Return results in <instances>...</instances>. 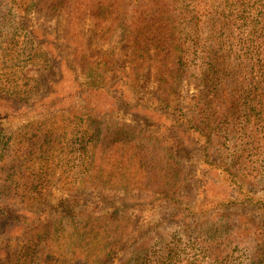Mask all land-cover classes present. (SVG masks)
<instances>
[{
    "label": "rangeland",
    "instance_id": "374dc122",
    "mask_svg": "<svg viewBox=\"0 0 264 264\" xmlns=\"http://www.w3.org/2000/svg\"><path fill=\"white\" fill-rule=\"evenodd\" d=\"M32 1L0 0V197L11 199L8 211L19 210L0 219L7 246L0 264H13L7 255L17 253L24 196L38 197L35 218L53 225L59 208L81 212L80 227L114 234L118 226L106 214L128 217L126 247L106 258L99 247L78 244L65 222L62 236H70L57 243L65 253L58 264H119L131 248L168 243L179 249L166 264H264V101L246 105L238 118L245 129L236 133L183 124L174 107L198 93L194 74L181 75L168 101L170 62L157 63L133 38L138 18L142 42L166 26L180 37L195 33V20L219 18L223 7L232 19L231 8L258 11L260 0ZM155 17H164L162 28ZM241 28L231 33L240 37ZM259 76L254 71L252 83ZM41 181L46 188L28 183Z\"/></svg>",
    "mask_w": 264,
    "mask_h": 264
},
{
    "label": "trees",
    "instance_id": "16d2710c",
    "mask_svg": "<svg viewBox=\"0 0 264 264\" xmlns=\"http://www.w3.org/2000/svg\"><path fill=\"white\" fill-rule=\"evenodd\" d=\"M61 1L55 0L57 3ZM223 1L225 0H221V2ZM19 2L28 5L33 3L32 0H19ZM57 3L56 7L60 6ZM258 3L260 4V10L258 11L257 8L254 11L245 7L241 8V5L237 8H231L233 9L232 14L236 13L237 16L232 19L229 18V15H226L229 9L226 10L223 7V12H220L219 18L214 21L211 19L205 20L204 23L200 22L199 19L195 20L196 23L191 24L195 33L180 37L174 36L175 32H178L175 27L166 26L162 28L163 24L159 23V20L164 17H155L153 26L161 27L162 30L159 34H153L150 38L146 37L145 42H142V37H140V34H142V19L138 18L136 20L133 27L139 32L133 34V38L139 49L141 51L148 49L149 51H147L150 54L159 57L157 60L159 64L162 63V56L165 62H170V67L166 71L167 83L164 86L165 93L168 95L167 100L174 101L175 96H171V94L180 89L181 83H183L181 75L183 79L184 75L186 76L188 73L194 74L193 84L203 89L198 90V93L188 102V106L183 102L181 104L179 101L180 106L174 107L184 119L183 124L199 121L204 124L205 131L210 132L209 135L218 136L221 134L220 132L224 133V131L236 133V130L242 131L245 129L244 125H239L238 118L241 117L243 111H249L246 105H249L250 101H258L257 103L264 101V0H260ZM240 19L242 23H240ZM204 25L212 30L207 36L200 34ZM236 25L242 26V36L240 37H236L231 33ZM243 26L245 27L244 30ZM218 29L222 32L217 33ZM143 44L144 47H142ZM253 48H257V50L254 51ZM77 56H81L78 51ZM256 70L260 72L262 79L259 82L257 81L258 83L255 82V84L252 83L250 77ZM1 89L3 93L4 87ZM178 95L180 98V93ZM259 107L264 110V104ZM254 109L256 107L252 110ZM94 132L95 130L91 129L90 141L96 140ZM0 148L2 152L5 151V147ZM3 169L4 167L0 166V173ZM28 183L34 187L42 186L43 189L47 186L43 181ZM84 200L85 198H79L76 202L83 204ZM10 201L11 199L8 200L7 198L5 200L0 197V219L11 214L16 215L19 211L16 206L14 208L17 211L14 209L11 212L7 210ZM38 201L40 200L36 196L31 199L29 196L23 197L22 207L27 205L20 215V221H18L22 225L18 224L21 227L19 245L16 248L17 253L14 257L10 254L7 255V262H13V264H58L59 261L56 260L58 256L56 255L62 256L65 253H60V245L57 243H62L63 239L69 238L71 234L75 233L76 235L73 237H76L78 244L91 250L99 247L101 253L105 256L104 258H106L105 254L108 250L123 251L126 247L125 243H127L129 235L122 228V223H126L128 217L122 215V212L106 214V216H110L109 222L116 223L118 226L114 234L107 227L103 228L102 231L96 230L90 224L80 227L76 215L81 212L75 210L73 214H69L64 209L59 208L61 213L58 225H53L54 223L48 220L45 222L40 221L39 219L42 218L43 214L38 219L35 218L38 213L36 211ZM65 201L69 202L70 200L67 198ZM70 207L72 208V205ZM28 214L34 216L29 217ZM65 222L70 224L71 227L68 232L70 235L66 234L64 238L61 228L67 226ZM6 248L7 246L0 245V252ZM178 249V245H171V243L163 247H148L142 252L138 248H131L128 250V254L131 256L122 259L119 264H166L165 260L178 256ZM85 264L97 263L92 261Z\"/></svg>",
    "mask_w": 264,
    "mask_h": 264
}]
</instances>
